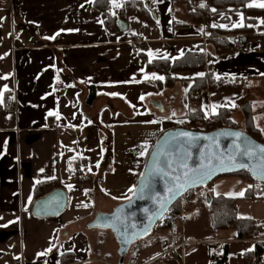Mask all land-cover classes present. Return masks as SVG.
I'll use <instances>...</instances> for the list:
<instances>
[{
	"label": "crops",
	"instance_id": "obj_1",
	"mask_svg": "<svg viewBox=\"0 0 264 264\" xmlns=\"http://www.w3.org/2000/svg\"><path fill=\"white\" fill-rule=\"evenodd\" d=\"M94 1L0 0V90L8 89L0 105V264H116L114 235L88 226L98 213H112L131 199L129 189L137 186L154 140L184 120L186 94L195 79L206 82L199 92L205 119L219 105L215 115L219 109L233 110L232 121H242L239 110L247 103L264 137V8L249 7L264 0L247 3L255 15L240 9L211 16L215 36L205 23L193 21L185 1L171 0H139L152 20L131 16L123 34H109L102 14L91 8ZM120 8L112 6L111 14ZM241 16L245 26L233 27ZM57 33L56 39H45ZM137 37L145 39L142 54L126 43ZM236 38L252 39L255 49L242 55L231 44L226 50L214 47ZM186 55H200L203 71L169 70L175 75L172 87L152 78L163 75L148 69L152 62L172 64ZM210 79L234 87L213 92ZM91 87L96 96L88 105ZM12 98L16 112L9 113L6 105ZM145 144L148 150L141 155ZM69 160L79 161L87 182L68 172ZM39 185L45 186L37 190ZM55 189L67 195L62 215L35 218V191L40 199ZM249 189L253 184L239 176H223L196 189L192 210L172 220L173 236L160 231L156 240L136 241L125 264H210L212 250L220 254L225 246L229 264H254L244 255L252 254L257 241L264 242V234L237 240L233 229L213 231L206 209L210 196H224L236 200L239 218L264 224V198L256 194L245 200Z\"/></svg>",
	"mask_w": 264,
	"mask_h": 264
},
{
	"label": "trees",
	"instance_id": "obj_2",
	"mask_svg": "<svg viewBox=\"0 0 264 264\" xmlns=\"http://www.w3.org/2000/svg\"><path fill=\"white\" fill-rule=\"evenodd\" d=\"M172 2L175 1H185V3L190 7V10H192L191 14L193 17V21L195 23H198L200 25H203L205 23V29L207 30L208 34L210 36H215L218 34V32H213L212 29L209 28V19L211 16L215 15L216 13H229L230 11H235V10H243L246 15L252 14L255 15L252 11L248 10L246 8V5L249 1L251 0H171ZM111 1L109 0H95L93 3H91V8L94 13L99 12L102 14L104 26L107 28V32L110 33H120V27H118V21L120 22H125L128 17L133 16L134 18H139L143 21H146L147 23L150 22L151 19V13L148 11V9L145 7V3L139 0H128L124 2L121 6L120 9H118L115 13V15L112 14H107L109 9L111 8ZM204 5V7H201V5ZM215 9V11H213ZM215 49L220 51L218 49V45L220 44L221 49L226 50L227 46L229 47L231 44V41L226 42L221 44L219 42L214 43ZM217 51V52H218ZM205 63H203L202 57L200 55H191V56H184L183 58L179 59L176 62H173L172 64H169L168 62H152L151 66L148 67L149 70L152 69H157L158 71H161V73H164L166 71H191V70H201L203 71ZM209 83V89H211L213 92L214 91H219L220 89H228L232 90L234 85H230L224 81H220V83L215 84L212 79H210ZM167 82H170L168 84L169 86H173V79L169 78L167 75L165 77V80L163 82L166 84ZM206 87V82L201 79H195L194 83L192 86L189 88V91L187 92L186 96V102L188 103V108L185 110V113L183 117L187 120V125L186 126H180L176 127L175 125H171L167 127L166 130L162 131V133H159L157 138L154 140V143L156 140L163 134L166 133L167 130L173 129V128H186L189 129L190 131H201L203 133H207L210 131H215V130H220L221 128H236L235 126H230L229 127V122L227 120H224L226 117H228V114H230L228 109H219L216 113L214 114L213 117L210 120H207L204 124V128H199L196 125L197 121H204L205 116L203 115L201 111V97L199 95V92L205 90L204 88ZM90 95H88L87 99V104L90 105L94 98L95 94L93 92V88H90ZM249 104L246 103V106L241 107L242 110L245 112V114H248V119H247V128L246 130H242L246 135H249L252 137L254 140H257V142L260 144L264 145V137L261 135V131H259L252 122V114L250 109L247 110V107ZM192 107H195V111H191L190 109ZM190 108V109H189ZM226 115V116H225ZM225 116V117H224ZM153 143V144H154ZM155 144L153 145V147ZM153 147H150L147 154H146V160H148V155L150 151L152 150ZM146 160H144L143 167H142V173L143 169L146 163ZM67 163L68 167V172L72 174L73 177H77L79 182H87L88 180L85 178V174L82 173V171L79 169V161H71ZM141 173V174H142ZM137 177V180L139 177ZM231 177L239 176L242 177L246 181H250L253 184V189H249L245 194L243 198L245 200H249L250 198H254L256 194L263 195L264 192V184H258L257 181H254L250 178L249 174L242 171V172H237L235 175H227ZM136 180V181H137ZM40 186H45V185H39L37 186V190ZM55 186L60 187L59 183H56ZM205 187V186H204ZM201 187V188H204ZM206 188V187H205ZM35 191V196L36 200L42 196V194L38 195V191ZM195 191H189L188 193L190 196H192V199L195 198L194 194ZM179 203L180 201H176L171 207L170 211L164 215V217L158 222V226L152 229L151 232H154L155 230L159 229H166L171 235L173 233V218L176 217L180 210H179ZM206 209H208L209 213V221L211 222L210 227L212 228L213 231L220 230H228V229H233L238 234L237 240L238 239H256L259 235L264 234V224L259 223V221L256 220H245L242 218H239L237 216V207H236V200H232L231 198L227 197H214L210 196L206 202ZM162 223V224H161ZM145 240V239H143ZM140 241V240H138ZM142 241V240H141ZM256 248H254L252 254H245L244 258L246 260H254V264H264V242L257 241L255 243ZM228 247H224L222 253L219 255H210L209 261L210 264H229V255H228ZM215 250V249H214ZM213 251V250H212ZM108 259V258H107Z\"/></svg>",
	"mask_w": 264,
	"mask_h": 264
},
{
	"label": "water",
	"instance_id": "obj_3",
	"mask_svg": "<svg viewBox=\"0 0 264 264\" xmlns=\"http://www.w3.org/2000/svg\"><path fill=\"white\" fill-rule=\"evenodd\" d=\"M118 27H120V32L126 31L125 22L118 21ZM178 133H190L193 136L201 137V139L196 141H191L188 137H178ZM224 133H241V140L237 141L233 137H226ZM207 137L208 139H203ZM247 142V145L245 144ZM239 143L241 149L245 146H250L254 150H258L259 147H264L263 144H259L257 140H254L249 135H246L241 129H230L221 128L220 130L210 131L203 133L201 131H190L186 128H173L167 130L163 133L155 142V146L152 148L148 155V160H146L143 173L136 182L135 189H139L142 180L149 184L150 187L145 190V198L139 199L138 196L132 195L129 201H125L119 204L112 213H98L91 224L88 226L90 229H99L101 231L109 230L116 239L118 245V261L117 264H124V259L127 254L130 253V248L138 240H143L152 231L153 228L158 226V222L167 214L170 207L178 200L183 198V195L189 191H195L201 187H207L215 179L222 178L227 175H235L237 172H246L249 174L250 178L257 181L258 184H264V179H258L254 176L253 172L246 168H232L223 169L216 161H213L214 170L211 175H208L202 182L194 184L191 188L183 191L175 200L171 202L168 206L167 211L163 213L160 219L152 220L150 219L157 213L159 209V204L156 199L149 197L163 198L167 195L166 187L172 183L171 176L176 175L174 172H170L168 177H162L159 175H149V171L152 167V157L153 154L159 150L164 153V156L160 157L161 162L166 158H173L177 151L179 152H190L191 156L187 159V164L189 169H196L200 167L201 159L207 158L210 151L212 152H225L233 150V145ZM191 144V147H189ZM203 153V156H202ZM264 154H260L257 151V156L251 159L243 158L250 166H258L259 157ZM238 159H240L238 157ZM163 167V163H161ZM167 170V169H166ZM258 170V169H257ZM67 195L65 191L60 189H55L50 192L47 196L37 199L36 203L32 205L31 213L35 218H51L62 215L67 205ZM119 214L120 221L114 219L116 215Z\"/></svg>",
	"mask_w": 264,
	"mask_h": 264
},
{
	"label": "snow or ice",
	"instance_id": "obj_4",
	"mask_svg": "<svg viewBox=\"0 0 264 264\" xmlns=\"http://www.w3.org/2000/svg\"><path fill=\"white\" fill-rule=\"evenodd\" d=\"M91 2V0H90ZM113 7H121L122 4L118 2V0H111ZM251 6H257L264 8V2L256 3L255 5L250 4ZM201 7H204L202 4ZM215 11V9H213ZM243 16H241L240 23L234 24L233 27H244L243 24ZM250 26V25H249ZM212 27H221L226 28V25H217L213 24ZM59 33L52 37H45V39H56V36H58ZM149 55V62H151L153 58V53L151 51L148 52ZM167 59V57H164ZM201 76L203 74H200ZM7 79V77H3ZM146 79L148 77H145ZM153 79L163 80L164 78L162 76H158L153 74ZM219 79V77H217ZM8 91L7 87L5 86L4 89L0 90V105L4 104V92ZM115 95V94H113ZM143 98V97H142ZM235 107V104L232 105ZM213 107V113L215 114V108L219 107V105H214ZM49 116L55 115L56 119H61L59 113H53L49 112ZM226 137H233L235 140L239 141L241 140V133H224L223 134ZM178 137H188L191 139V141H196L201 139V137L193 136L190 133H178L176 134ZM203 139H208L207 137H204ZM247 145V142H245ZM189 147H191V144H189ZM143 150L141 151V155H144L148 150V145L145 144L142 146ZM234 151L229 150L227 153L225 152H212L210 151L207 155L206 160L201 159V164L199 168H196L194 170L189 169L187 164V159L190 158L191 153L184 151L179 152L177 151L176 155L173 158H166L163 162H161L160 157L164 156L163 152H160L157 150L156 153L153 154L152 157V167L149 171V175H159L162 177H168L170 172L176 173V175L171 176L172 183L166 187L167 195L163 198H156V197H149L152 199H156L159 204V209L156 214L150 219V223L152 220L160 219L163 216V213L167 211L168 206L171 204L173 200H175L179 195L183 193V191H186L187 189L191 188L194 184L202 182L208 175H211L212 171L214 170V164L213 161H216V163L223 169H232V168H246L248 167L250 171L253 172L254 176L258 179H264V155H261L259 157V164L258 166H250L243 158H253L257 156V151L260 154H264V147H259L258 150H254L250 146H245L243 150L241 149V145L239 143H236L233 145ZM203 156V153H202ZM238 157L240 159H238ZM161 163H163V167H161ZM96 167H99V164L96 165ZM167 169V170H166ZM258 169V170H257ZM89 171L91 169L89 168ZM54 178V177H53ZM69 188L72 186L69 185ZM150 187L149 184L145 183L143 180L141 182V186L139 189H129L130 192L133 193V195L138 196L139 199L145 198V190ZM251 187V186H250ZM239 196H243L244 192H241L238 194ZM31 202V197H29V203ZM27 210V209H25ZM115 220L120 221L119 214L114 217ZM123 223L122 221H120ZM52 249L49 248L47 251L50 252ZM45 253H40L39 255H46Z\"/></svg>",
	"mask_w": 264,
	"mask_h": 264
},
{
	"label": "built area",
	"instance_id": "obj_5",
	"mask_svg": "<svg viewBox=\"0 0 264 264\" xmlns=\"http://www.w3.org/2000/svg\"><path fill=\"white\" fill-rule=\"evenodd\" d=\"M128 45H130L133 53L135 54H142L143 53V44L145 43V39H143L142 37H137L135 39H132L131 41H127L126 42ZM233 52L235 53H240L242 55L249 53L251 50L255 49V44L253 42L252 39L250 38H245L243 40H241L240 38H236L234 40H232L231 42V47ZM7 111L9 113H14L16 112L15 108H16V101L15 99H8L7 100ZM258 198L263 199L264 198V192L263 195H258ZM179 217H183L184 215H186L187 213H189L193 207L192 205V196H190V194L187 192L183 195V198L179 200ZM222 252V251H221ZM213 255H219L217 253V250H213L212 251ZM75 264V263H72ZM79 264V263H78ZM83 264V263H80Z\"/></svg>",
	"mask_w": 264,
	"mask_h": 264
},
{
	"label": "rangeland",
	"instance_id": "obj_6",
	"mask_svg": "<svg viewBox=\"0 0 264 264\" xmlns=\"http://www.w3.org/2000/svg\"><path fill=\"white\" fill-rule=\"evenodd\" d=\"M111 3V2H110ZM111 5H112V3H111ZM111 8H112V6H111ZM109 9V11H108V13L107 14H111V10L112 9ZM116 12H114L113 14H115ZM131 32L132 33H134V31H133V29H131ZM163 75H162V77L165 79V77H166V75L169 77V78H171L172 79V77L173 76H175L172 72L170 73L169 71H166L165 72V74L164 73H162ZM172 75V76H171ZM171 76V77H170ZM179 76V75H178ZM173 80H174V77H173ZM172 87V86H171ZM260 94H262V95H264V93L263 92H260ZM244 106H246V104L245 105H243L242 107H244ZM248 109H251V107L249 106V107H247V110ZM253 110V109H252ZM232 111L233 110H229V112H230V114H228V117H226L224 120H227L228 122H229V127L230 126H235V127H237L238 129H241V130H246V128H247V126H248V124H247V117H248V114H245V112L241 109V110H239V112L241 113V114H243V120L241 121H238V122H234V121H232V118H233V114H232ZM255 111H257V109H255ZM252 114V113H251ZM255 114H256V112H255ZM226 116V115H225ZM224 116V117H225ZM181 118H183L184 120H181L180 121V123L179 122H177V121H175V122H173L172 123V126L173 125H175L176 127H180V126H186L187 125V120L184 118V117H181ZM180 118V119H181ZM212 118V117H211ZM211 118H206V119H204V121L202 120V121H197L196 122V125L199 127V128H204V124H205V122H207V120H210ZM179 119V120H180ZM251 123H253V121L251 122ZM253 125L256 127V125L253 123ZM263 126V125H262ZM234 129H236V128H234ZM198 189H200V188H198ZM196 193V192H195ZM162 224V223H161ZM160 231H167L166 229H159V230H155L154 232H150L147 236L149 237H151V239H158L157 237H155V236H157L159 233H160ZM168 232V231H167ZM173 234H174V226H173V233H172V235L171 236H173ZM146 236V237H147ZM161 240V239H160ZM172 240V239H171ZM168 243H169V240L167 241ZM132 246H133V244H132ZM132 249V247L130 248V250ZM129 250V251H130ZM131 252V251H130ZM130 254V253H129ZM127 256H128V254H127ZM126 256V257H127ZM116 257V256H115ZM118 257V256H117ZM116 257V259H117V261H118V258ZM126 257H125V259H126ZM125 259H124V264H125ZM117 264V263H116Z\"/></svg>",
	"mask_w": 264,
	"mask_h": 264
}]
</instances>
